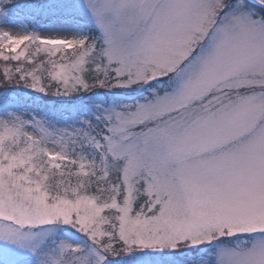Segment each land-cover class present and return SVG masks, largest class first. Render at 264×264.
I'll return each instance as SVG.
<instances>
[{"label": "snow or ice", "instance_id": "obj_1", "mask_svg": "<svg viewBox=\"0 0 264 264\" xmlns=\"http://www.w3.org/2000/svg\"><path fill=\"white\" fill-rule=\"evenodd\" d=\"M0 264H264V0H0Z\"/></svg>", "mask_w": 264, "mask_h": 264}]
</instances>
